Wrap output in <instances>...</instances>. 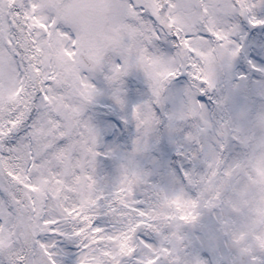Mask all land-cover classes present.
Masks as SVG:
<instances>
[{
    "label": "snow or ice",
    "instance_id": "6c2138e0",
    "mask_svg": "<svg viewBox=\"0 0 264 264\" xmlns=\"http://www.w3.org/2000/svg\"><path fill=\"white\" fill-rule=\"evenodd\" d=\"M0 55V264H159V235L183 238L199 218L197 163L228 146V122L200 94L226 77L232 90L215 106L236 105L240 81L264 82V0H0ZM133 74L149 95L129 104ZM104 95L136 129L110 183L98 168L111 122L88 113ZM189 120L204 140L186 128V148L169 133ZM162 122L191 167L177 172L153 151ZM148 155L185 190L166 191Z\"/></svg>",
    "mask_w": 264,
    "mask_h": 264
},
{
    "label": "rangeland",
    "instance_id": "374dc122",
    "mask_svg": "<svg viewBox=\"0 0 264 264\" xmlns=\"http://www.w3.org/2000/svg\"><path fill=\"white\" fill-rule=\"evenodd\" d=\"M69 22L79 23L81 20L71 17ZM59 47L60 42L56 41L51 51L55 52ZM0 56L4 59L3 55ZM244 70H247V67L241 68L240 64H237L236 71ZM236 79L238 76L234 74L233 82ZM176 80L178 84L170 85L171 88L183 85L187 74L182 72ZM126 81L129 104L147 98L148 88L142 78L133 74L127 76ZM231 90L230 81L222 77L216 89H210L207 94H200L212 110L213 120L228 122V146L222 151L211 150L208 157L197 163V175L202 173L204 177L195 205L200 214L199 218L195 226L184 225L183 238L167 230L159 235L158 247L165 246L168 242H171L173 247V252L166 257L158 254L159 264H214L212 254L221 264H234V259L240 252L247 254L249 264H264V82L257 84L252 81H240L239 103L216 107L213 98ZM5 95L10 97L11 93L6 91ZM110 105H113V101L104 95L98 97L88 109L94 122H111L101 139L99 152L105 153L112 149L116 155L100 154L98 168L99 175L106 177L109 183L117 174L118 158L127 154L136 134L135 124L122 119L125 110L118 106L109 107ZM171 106L169 101L166 108ZM157 111H160L159 106ZM199 126L198 120L181 121L179 126L169 133L170 139L172 142H183L186 148H190L192 145L184 141V129L191 128L193 133H199ZM156 135L159 137V140L153 137V151L156 154H165L168 164L176 168L177 172H180L181 165L183 168L191 167V161L168 141L164 122ZM199 135L203 141L204 134ZM141 159L148 167L162 174L161 179L166 191L185 190L186 185L182 177H178L170 168H161L159 162L153 160L150 155ZM207 159L213 160L212 166L207 165ZM175 207L183 212L190 206L183 200H177ZM230 235L232 239H229ZM228 241L231 243L227 244ZM228 248L232 251L230 256L226 255ZM204 249L208 250L207 255L202 254Z\"/></svg>",
    "mask_w": 264,
    "mask_h": 264
},
{
    "label": "bare ground",
    "instance_id": "6f19581e",
    "mask_svg": "<svg viewBox=\"0 0 264 264\" xmlns=\"http://www.w3.org/2000/svg\"><path fill=\"white\" fill-rule=\"evenodd\" d=\"M231 239H232V237H231Z\"/></svg>",
    "mask_w": 264,
    "mask_h": 264
}]
</instances>
